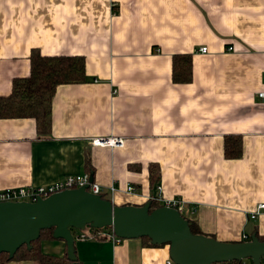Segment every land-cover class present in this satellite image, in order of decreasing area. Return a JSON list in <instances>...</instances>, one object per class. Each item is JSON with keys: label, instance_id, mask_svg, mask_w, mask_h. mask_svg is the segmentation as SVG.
<instances>
[{"label": "crops", "instance_id": "0c3cea01", "mask_svg": "<svg viewBox=\"0 0 264 264\" xmlns=\"http://www.w3.org/2000/svg\"><path fill=\"white\" fill-rule=\"evenodd\" d=\"M263 27L264 0H0V97L28 76L32 50L81 56L85 76L55 88L48 135L32 119H0V190L88 174L113 206L152 205L161 187L163 199L186 204L201 235L264 237V213L250 219L264 203ZM185 56L191 79L174 82ZM229 136L242 140L239 159L224 156ZM107 137L122 147L88 144ZM80 234L71 231L76 264L170 259L166 245ZM36 240L41 254L66 258L63 240Z\"/></svg>", "mask_w": 264, "mask_h": 264}, {"label": "water", "instance_id": "95a60500", "mask_svg": "<svg viewBox=\"0 0 264 264\" xmlns=\"http://www.w3.org/2000/svg\"><path fill=\"white\" fill-rule=\"evenodd\" d=\"M144 206H113L86 187L52 194L34 203H0V254L10 259L18 248L35 241L39 231L52 229L51 237L66 245V259L75 261L71 231L110 228L121 240L148 238L151 245H166L174 264H218L251 259L264 260V242L221 243L194 235L188 220L176 210Z\"/></svg>", "mask_w": 264, "mask_h": 264}, {"label": "trees", "instance_id": "16d2710c", "mask_svg": "<svg viewBox=\"0 0 264 264\" xmlns=\"http://www.w3.org/2000/svg\"><path fill=\"white\" fill-rule=\"evenodd\" d=\"M29 72L26 78L13 79L10 93L0 97V119H32L35 131L40 136H46L50 127V101L54 90L59 85L76 84L85 81L84 60L81 56H43L36 51L29 54ZM186 66L180 74L174 69V82L186 83L191 79L190 57L185 56ZM242 155V140L239 136H229L224 141V156L226 159H239ZM151 175L156 176L155 168L150 169ZM102 198V197H101ZM159 208L153 203L150 211ZM189 222V221H188ZM194 235H201L189 222ZM109 229V228H107ZM95 230V229H93ZM52 229L39 231V237H50ZM264 242V237H258ZM151 247L148 238H142ZM37 240L30 242L29 249L22 245L16 250L12 258L0 254V264L18 261H32L35 264H76L66 258H56L39 252Z\"/></svg>", "mask_w": 264, "mask_h": 264}, {"label": "built area", "instance_id": "2783aa9c", "mask_svg": "<svg viewBox=\"0 0 264 264\" xmlns=\"http://www.w3.org/2000/svg\"><path fill=\"white\" fill-rule=\"evenodd\" d=\"M264 28V27H263ZM228 51H232V48H228ZM198 52L206 53L207 48H199ZM115 93V91L113 92ZM257 98L264 102V90L258 92ZM88 144L91 147L99 148H109L117 149L122 147V140L115 137L107 138H92L89 140ZM81 187H86V191L93 195L101 196L100 187L92 180V177L88 174H81L76 176L65 177L61 180H57L47 186H23L18 188H10L0 190V203H34L38 199H45L48 196L56 193H60L65 190H74ZM134 188L132 186H126V193H134ZM158 195L153 197L151 200L159 205V207L170 208L176 210L181 216L185 218L187 211L185 210V203L180 198H175L171 200H165L162 198V189L157 187ZM193 213V209H191ZM264 213V203L259 204L255 210L250 214V219H256L260 214ZM186 219V218H185ZM105 230V231H102ZM101 231V232H100ZM103 232V233H102ZM78 241H93L99 239H106L112 245H118L122 240L115 237L111 229L103 228L98 230H92L90 234H80L76 238ZM166 264H174L170 259ZM218 264H254L251 259H243L240 262L232 261ZM260 264H264V260L260 261Z\"/></svg>", "mask_w": 264, "mask_h": 264}, {"label": "rangeland", "instance_id": "374dc122", "mask_svg": "<svg viewBox=\"0 0 264 264\" xmlns=\"http://www.w3.org/2000/svg\"><path fill=\"white\" fill-rule=\"evenodd\" d=\"M93 229H90V228H85L82 232L84 234H89V232H92ZM95 230H98V229H95Z\"/></svg>", "mask_w": 264, "mask_h": 264}]
</instances>
